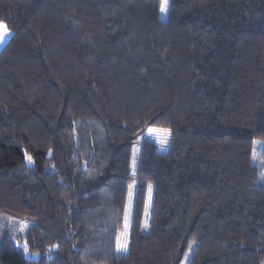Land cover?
Listing matches in <instances>:
<instances>
[{
	"label": "trees",
	"instance_id": "trees-1",
	"mask_svg": "<svg viewBox=\"0 0 264 264\" xmlns=\"http://www.w3.org/2000/svg\"><path fill=\"white\" fill-rule=\"evenodd\" d=\"M160 4L0 0V264H264V0Z\"/></svg>",
	"mask_w": 264,
	"mask_h": 264
},
{
	"label": "snow or ice",
	"instance_id": "snow-or-ice-1",
	"mask_svg": "<svg viewBox=\"0 0 264 264\" xmlns=\"http://www.w3.org/2000/svg\"><path fill=\"white\" fill-rule=\"evenodd\" d=\"M170 3L171 0H161V4H160V13L161 14H167V11L170 7ZM10 34L9 29L7 27V25L3 22L0 21V43H3L4 39ZM156 132H160L162 133L163 138L158 140V143H160L161 145H164L167 143L168 141V136L170 135L169 131L164 129V130H157V129H149V134L152 133H156ZM255 158V156H254ZM27 159L29 160V162H31V158L27 157ZM135 165H136V159H135V150H134V158H133V168L135 169ZM131 189V186H130ZM130 197H131V190L129 193ZM130 208V205H129ZM147 208V205H146ZM147 215V212L145 213ZM128 217H129V209L125 210V231L122 234L121 237L117 238V244H116V249L118 252H125L128 250L129 244H128V240H127V236H128ZM25 228L27 227V225L24 226ZM145 229H147L148 225L147 223H145L144 225ZM20 245L17 244V247H19ZM191 248V245L189 246ZM23 249H24V253L28 254V245L27 243H25L23 245ZM187 259V257H186Z\"/></svg>",
	"mask_w": 264,
	"mask_h": 264
},
{
	"label": "rangeland",
	"instance_id": "rangeland-1",
	"mask_svg": "<svg viewBox=\"0 0 264 264\" xmlns=\"http://www.w3.org/2000/svg\"><path fill=\"white\" fill-rule=\"evenodd\" d=\"M168 12V11H167ZM167 17V14H161L159 11V19L162 21H165ZM264 147V142H257L256 147L254 149L253 152V160L256 158L259 150ZM255 156V158H254ZM134 184L131 185V189L129 188V193L131 190V197L130 195L128 196V201L126 204V209H129V217H128V229L130 228L131 225V216H132V197H133V192H134ZM151 201H152V188L149 186L147 189V198H146V205L147 208L145 209V213L147 212V215L150 213L151 210ZM130 205V208H129ZM125 219V218H124ZM27 225V227L25 228L24 226ZM124 225H125V220H124ZM10 237L11 239L14 241V243L19 244L20 248L23 249V245L25 244L21 238L25 235L28 227L30 226V223L24 220H13L12 222H10ZM27 257H36V256H32L29 253L25 254ZM185 262V261H184Z\"/></svg>",
	"mask_w": 264,
	"mask_h": 264
},
{
	"label": "crops",
	"instance_id": "crops-1",
	"mask_svg": "<svg viewBox=\"0 0 264 264\" xmlns=\"http://www.w3.org/2000/svg\"><path fill=\"white\" fill-rule=\"evenodd\" d=\"M9 36V35H8ZM8 36L4 39L3 43H0V48L2 47V45L6 42Z\"/></svg>",
	"mask_w": 264,
	"mask_h": 264
}]
</instances>
